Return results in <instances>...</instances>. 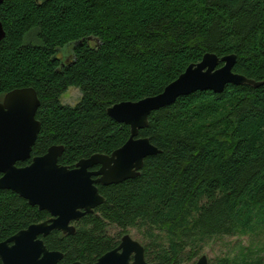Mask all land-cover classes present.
<instances>
[{
  "label": "trees",
  "instance_id": "obj_1",
  "mask_svg": "<svg viewBox=\"0 0 264 264\" xmlns=\"http://www.w3.org/2000/svg\"><path fill=\"white\" fill-rule=\"evenodd\" d=\"M0 21V101L25 87L41 101L32 156L18 166L54 145L64 146L59 163L69 168L111 155L131 127L108 109L162 93L207 53L234 54L235 73L264 79V0H4ZM68 46L63 61L57 53ZM70 87L82 94L74 106L61 102ZM148 120L139 136L161 152L139 176L99 184L105 202L74 234L52 232L48 248L62 263L93 264L134 233L149 264H195L217 242L209 264H264L252 244L224 246L264 233V85L196 91ZM48 216L0 189V243Z\"/></svg>",
  "mask_w": 264,
  "mask_h": 264
},
{
  "label": "water",
  "instance_id": "obj_2",
  "mask_svg": "<svg viewBox=\"0 0 264 264\" xmlns=\"http://www.w3.org/2000/svg\"><path fill=\"white\" fill-rule=\"evenodd\" d=\"M3 1L0 0V4ZM5 36L6 31L0 21V42ZM236 60L234 54L220 58L214 53H207L199 63L191 64L162 93L110 107L109 116L131 127L129 140L111 155L94 154L80 160L75 168L59 163L65 149L61 145L51 146L46 154L34 157L29 165L18 166V162H25L32 156L42 126L36 117L41 101L33 87L18 88L7 93L0 101V189L16 192L30 205L48 210L53 218L33 224L1 242L0 258L3 264L61 262L63 253L49 251L38 236H46L53 230L74 234L76 227L71 223L105 202L99 184H117L139 176L145 159L161 152L149 138L139 136L140 130L148 126L153 111L196 91L221 93L229 84L264 85V79L256 81L235 73ZM21 97L27 102L18 103ZM96 166L99 167L97 170H91ZM72 264L84 263L76 261ZM93 264L149 263L143 244L130 234H125L115 249L103 254ZM195 264H209V257L204 254Z\"/></svg>",
  "mask_w": 264,
  "mask_h": 264
},
{
  "label": "rangeland",
  "instance_id": "obj_3",
  "mask_svg": "<svg viewBox=\"0 0 264 264\" xmlns=\"http://www.w3.org/2000/svg\"><path fill=\"white\" fill-rule=\"evenodd\" d=\"M70 46L64 48V51H58L57 53V57L64 59L66 58L69 53L71 48L69 49ZM65 54V55H64ZM71 56L69 55L67 59H69ZM65 61V59L63 60ZM81 91L79 88L76 87H70L66 93L63 94V96L61 97V102L63 104L66 105H76L80 99H81ZM132 235L133 238L138 239L136 236H134V233H130ZM239 240L238 242H240L241 245L243 246H250L252 244V246L254 247V251H262L264 254V233H259L257 235H247V236H241V237H237V238H233V239H226L224 241V246L225 249L228 248L227 243L231 245H236V247L238 246L236 244V241ZM226 243V244H225ZM235 247V248H236ZM221 245L219 242H217V244H215L213 247H210L206 250L205 254L209 257V258H215L217 255L220 254L221 252ZM237 249V248H236Z\"/></svg>",
  "mask_w": 264,
  "mask_h": 264
},
{
  "label": "flooded vegetation",
  "instance_id": "obj_4",
  "mask_svg": "<svg viewBox=\"0 0 264 264\" xmlns=\"http://www.w3.org/2000/svg\"><path fill=\"white\" fill-rule=\"evenodd\" d=\"M29 165V164H28ZM76 167V166H75ZM74 167V168H75ZM99 167L98 166H96V167H94V168H92L91 170H97ZM39 208V207H38ZM42 211H47L48 213H49V216L46 218V219H44V220H42V221H40V222H37V223H33V224H39V223H43V222H45V221H48V220H50L51 218H53V216H52V214L48 211V210H42ZM82 218V217H81ZM79 220V219H78ZM78 220H75V221H73L71 224H73L74 226H75V222L76 221H78ZM33 224H31V225H33ZM30 225V226H31ZM29 227V226H28ZM27 227V228H28ZM76 227V226H75ZM27 228H25V229H27ZM24 230V229H23ZM21 231V230H20ZM54 231H60V232H62L63 233V231H61V230H53V231H51L48 235H46V236H44V235H39L38 236V238H40V239H42L43 241H44V243H45V238L46 237H48L52 232H54ZM64 234H67V233H64ZM122 239V238H121ZM121 242V241H120ZM11 245H12V243H11ZM45 245H46V243H45ZM47 246V245H46ZM47 248H48V246H47ZM48 250L49 251H59V250H51V249H49L48 248ZM61 252V251H60ZM63 257H64V255H63ZM1 259V258H0ZM134 259H132L131 261H133ZM62 261H63V259L61 260V262H59V264H65V263H62ZM1 262H2V260H1ZM76 262V261H75ZM72 263H74V262H72ZM72 263H69V264H72ZM2 264H3V262H2Z\"/></svg>",
  "mask_w": 264,
  "mask_h": 264
},
{
  "label": "snow or ice",
  "instance_id": "obj_5",
  "mask_svg": "<svg viewBox=\"0 0 264 264\" xmlns=\"http://www.w3.org/2000/svg\"><path fill=\"white\" fill-rule=\"evenodd\" d=\"M26 102H27L26 99L23 98V97H21V98L19 99V101H18V103H20V104H24V103H26Z\"/></svg>",
  "mask_w": 264,
  "mask_h": 264
}]
</instances>
